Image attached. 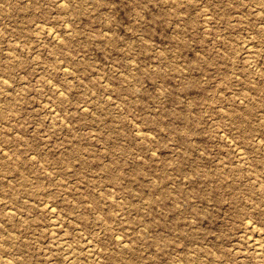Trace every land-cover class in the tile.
I'll return each instance as SVG.
<instances>
[{
    "label": "rangeland",
    "instance_id": "obj_1",
    "mask_svg": "<svg viewBox=\"0 0 264 264\" xmlns=\"http://www.w3.org/2000/svg\"><path fill=\"white\" fill-rule=\"evenodd\" d=\"M263 240L264 0H0V264Z\"/></svg>",
    "mask_w": 264,
    "mask_h": 264
},
{
    "label": "bare ground",
    "instance_id": "obj_2",
    "mask_svg": "<svg viewBox=\"0 0 264 264\" xmlns=\"http://www.w3.org/2000/svg\"><path fill=\"white\" fill-rule=\"evenodd\" d=\"M239 151L241 152V150H239ZM244 156H245V155H244ZM241 161H242V160H241ZM259 186H260V185H259ZM260 187H261V186H260ZM54 208H55V207H54ZM55 218H56V217H55ZM250 220H251V219H250ZM248 223H249V222H248ZM252 223H254V222H251V224H252ZM52 224H53V223H52ZM246 224H247V223H246ZM247 225H248V224H247ZM253 226H254V225H253ZM257 226H258V224H257ZM249 227H250V226H249ZM254 227H255V226H254ZM254 227H253V228H254ZM250 228H251V227H250ZM253 228H252V230H253ZM247 229H248V228H247ZM254 230H255V228H254ZM259 232H260V231H259ZM253 235H254V234H253ZM252 239H253V238H252ZM253 240H255V239H253ZM259 240H260V239H259ZM257 241H258V239L255 240V241H251V242H254L253 245H255L256 247H258V249H259V247H261L262 245L260 246V245L258 244L259 241H258V242H257ZM263 241H264V240H263ZM251 242H250V243H251ZM122 243H123V242H122ZM259 243H260V242H259ZM262 244H263V243H262ZM251 245H252V244H251ZM253 245H252V246H253ZM255 246H254V247H255ZM255 249H257V248H255ZM261 250H263V249H261ZM258 252H259V251H258ZM263 256H264V255H263Z\"/></svg>",
    "mask_w": 264,
    "mask_h": 264
}]
</instances>
